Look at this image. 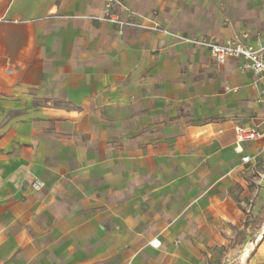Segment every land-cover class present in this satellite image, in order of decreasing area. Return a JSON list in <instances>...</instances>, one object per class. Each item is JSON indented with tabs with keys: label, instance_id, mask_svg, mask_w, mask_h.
Segmentation results:
<instances>
[{
	"label": "crops",
	"instance_id": "0c3cea01",
	"mask_svg": "<svg viewBox=\"0 0 264 264\" xmlns=\"http://www.w3.org/2000/svg\"><path fill=\"white\" fill-rule=\"evenodd\" d=\"M117 2L183 37L264 43V0ZM103 8L0 0V264L213 263L248 231L233 193L264 140L237 153L235 128L264 130V80L161 32L120 36L91 19ZM247 257L264 264V233Z\"/></svg>",
	"mask_w": 264,
	"mask_h": 264
},
{
	"label": "built area",
	"instance_id": "2783aa9c",
	"mask_svg": "<svg viewBox=\"0 0 264 264\" xmlns=\"http://www.w3.org/2000/svg\"><path fill=\"white\" fill-rule=\"evenodd\" d=\"M117 4V0H104V8L101 14L91 17V19L115 26L117 34L120 36L127 29H146L161 32L162 34L170 36L181 43L207 50L216 64H224L229 59L241 60L240 68L242 70L251 72L252 76L258 81L264 80V43L258 44L255 47H249L243 45L238 40H229L223 44H219L207 39L183 37L164 29H159L157 25H144L142 21L136 19L138 17L140 18V16L131 10H126L128 14L127 18H122L114 11ZM261 140H264V130H259L258 128L236 127L234 150L237 153H241L242 144ZM241 162L243 164L250 163L251 158L248 156L242 157ZM31 188L35 191H39L43 188V183L40 180L35 179L31 183ZM151 245L156 248L159 246V243L152 241Z\"/></svg>",
	"mask_w": 264,
	"mask_h": 264
},
{
	"label": "rangeland",
	"instance_id": "374dc122",
	"mask_svg": "<svg viewBox=\"0 0 264 264\" xmlns=\"http://www.w3.org/2000/svg\"><path fill=\"white\" fill-rule=\"evenodd\" d=\"M251 161L252 165L244 167L245 169L240 174V183L245 189L237 185L233 193L237 204L243 209V219L247 224L248 231L245 241L241 246L231 247L233 237L226 238L228 243L224 241L225 246L216 260L208 264H248L247 256L262 234L264 227V149L260 154L252 157ZM256 214H259V217L253 220ZM243 223L241 221L238 227Z\"/></svg>",
	"mask_w": 264,
	"mask_h": 264
},
{
	"label": "trees",
	"instance_id": "16d2710c",
	"mask_svg": "<svg viewBox=\"0 0 264 264\" xmlns=\"http://www.w3.org/2000/svg\"><path fill=\"white\" fill-rule=\"evenodd\" d=\"M246 227H247V224H246V222H244L243 229H245ZM244 241H245V235H243V232H241V231L238 232L237 237L235 239V244L237 246H241L244 243Z\"/></svg>",
	"mask_w": 264,
	"mask_h": 264
},
{
	"label": "bare ground",
	"instance_id": "6f19581e",
	"mask_svg": "<svg viewBox=\"0 0 264 264\" xmlns=\"http://www.w3.org/2000/svg\"><path fill=\"white\" fill-rule=\"evenodd\" d=\"M262 233H264V227H263V229H262ZM263 237V236H262Z\"/></svg>",
	"mask_w": 264,
	"mask_h": 264
}]
</instances>
